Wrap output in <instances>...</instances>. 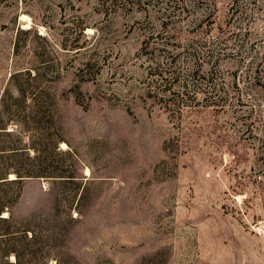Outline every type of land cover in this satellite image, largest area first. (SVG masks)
I'll list each match as a JSON object with an SVG mask.
<instances>
[{
    "label": "rangeland",
    "instance_id": "rangeland-1",
    "mask_svg": "<svg viewBox=\"0 0 264 264\" xmlns=\"http://www.w3.org/2000/svg\"><path fill=\"white\" fill-rule=\"evenodd\" d=\"M168 1L0 0V264H264V0Z\"/></svg>",
    "mask_w": 264,
    "mask_h": 264
},
{
    "label": "trees",
    "instance_id": "trees-1",
    "mask_svg": "<svg viewBox=\"0 0 264 264\" xmlns=\"http://www.w3.org/2000/svg\"><path fill=\"white\" fill-rule=\"evenodd\" d=\"M170 1V0H169ZM168 1V2H169ZM181 3H185L186 1L184 0H179ZM173 2H177L178 0H173ZM210 58L211 51L205 50L204 54H201V57L197 59L196 65H191V67L186 63V67H178L171 69L168 66H166V63H156L154 64L155 66L153 67V72H151V75L155 76V81H159V85H154V87H150L148 89V95L150 97H154L158 99L159 102L164 104L166 107H172V109H175L177 111H180V109L183 106H188L195 103V98L197 94L202 91V88L198 87L197 84L193 83V81H199L198 79H204L206 76L203 74L202 70V63L203 62H208L205 60H200L202 57ZM204 59V58H202ZM170 61V60H169ZM183 63V62H182ZM189 66V67H188ZM193 80V81H192ZM208 80V77H207ZM205 80V81H207ZM204 81V83H206ZM180 82V84H179ZM191 82V85L189 84ZM201 82V81H200ZM178 83V84H175ZM212 85H208L209 89L211 91L206 90L208 92V96L210 100H213L211 102H214V100H217L221 95L217 93V89L211 83ZM211 86H213L211 88ZM156 88V89H155ZM175 88V89H174ZM205 92V91H202ZM217 93V94H216ZM217 96V97H216ZM206 97V96H205ZM214 98V99H213ZM1 128V127H0ZM12 150V149H11ZM13 172L16 175V178L11 179V181L14 180H23V176H30L31 173L26 172V173H21L16 170H13ZM6 173L7 171H3L2 168L0 167V183L8 180H4L6 178ZM8 202V201H7ZM10 203H4L3 201L0 200V212L9 206ZM0 220H5V217H0Z\"/></svg>",
    "mask_w": 264,
    "mask_h": 264
},
{
    "label": "bare ground",
    "instance_id": "bare-ground-1",
    "mask_svg": "<svg viewBox=\"0 0 264 264\" xmlns=\"http://www.w3.org/2000/svg\"><path fill=\"white\" fill-rule=\"evenodd\" d=\"M62 144V146H64L65 145V143H61ZM11 178H12V175H11Z\"/></svg>",
    "mask_w": 264,
    "mask_h": 264
}]
</instances>
